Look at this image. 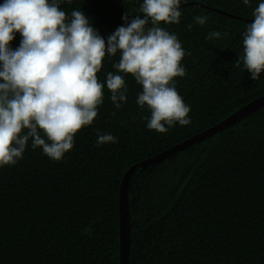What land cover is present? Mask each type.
<instances>
[{
    "label": "trees",
    "instance_id": "obj_1",
    "mask_svg": "<svg viewBox=\"0 0 264 264\" xmlns=\"http://www.w3.org/2000/svg\"><path fill=\"white\" fill-rule=\"evenodd\" d=\"M260 2L181 0L180 22H160L186 52V75L174 80L191 108V123L166 133L147 128L151 112L136 103L142 85L112 66L119 52L105 56L97 73L105 83L103 103L94 123L75 134L72 150L53 161L29 139L16 164L0 167V264H119L118 192L125 171L264 95V71L254 81L242 60L234 67L244 54L242 33L254 21L245 19ZM142 3L63 0L60 7L69 19L82 11L107 42L125 25L126 13L129 21L143 18ZM196 16H207V23H195ZM212 31L221 38L206 39ZM21 39L16 32L10 47ZM109 72L127 85L119 110L106 87ZM97 131L118 142L98 146ZM128 205L130 264H264V106L134 174Z\"/></svg>",
    "mask_w": 264,
    "mask_h": 264
},
{
    "label": "clouds",
    "instance_id": "obj_2",
    "mask_svg": "<svg viewBox=\"0 0 264 264\" xmlns=\"http://www.w3.org/2000/svg\"><path fill=\"white\" fill-rule=\"evenodd\" d=\"M62 2L4 0L0 4V167L16 164L29 139L33 149L42 148L53 161L72 150L75 134L94 123L103 103L105 83L97 76L102 61L117 52L120 58L113 68L131 74L142 85L136 103L151 112L146 117L149 130L166 133L177 123H191V108L174 80L186 75L181 64L186 52L175 34L159 26L160 22H180L181 0H143L138 10L143 18L136 15L129 21L126 13L125 25L111 33L107 42L82 11L73 10L69 19L60 7ZM249 2L243 0L245 5ZM252 15L254 21L242 33L244 54L234 67H240L242 60L255 81L264 71V2ZM207 21V16L194 18L199 25ZM16 32L22 39L13 50L10 42ZM219 38V31L206 37ZM106 87L119 110L127 101L124 77L109 72ZM97 137L98 146L118 142L99 131Z\"/></svg>",
    "mask_w": 264,
    "mask_h": 264
},
{
    "label": "water",
    "instance_id": "obj_3",
    "mask_svg": "<svg viewBox=\"0 0 264 264\" xmlns=\"http://www.w3.org/2000/svg\"><path fill=\"white\" fill-rule=\"evenodd\" d=\"M255 18L245 19L247 22L253 21ZM264 106V95H260L245 105L241 106L227 117L212 125L211 127L187 138L164 151L139 161L131 165L124 173L118 192V235H119V264H130L131 254V217L128 205V188L132 176L144 170L150 165H153L161 160L169 157L172 154L182 151L189 145L199 142L211 135L222 132L224 129L230 127L240 119Z\"/></svg>",
    "mask_w": 264,
    "mask_h": 264
}]
</instances>
